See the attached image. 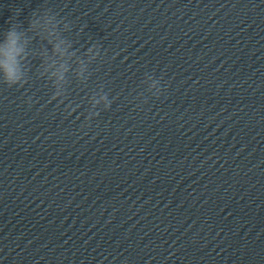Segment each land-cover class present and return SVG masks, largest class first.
Instances as JSON below:
<instances>
[{
	"label": "clouds",
	"instance_id": "obj_1",
	"mask_svg": "<svg viewBox=\"0 0 264 264\" xmlns=\"http://www.w3.org/2000/svg\"><path fill=\"white\" fill-rule=\"evenodd\" d=\"M35 13V12H34ZM45 23L53 24L56 21L55 15H48L45 18ZM37 23V19L32 15V18L28 21V28L31 29ZM10 27L4 32V44L0 46V71L3 73V81L8 87L19 86L23 87L21 83L22 73L19 68L20 55L24 52L22 46H20V37L22 24L14 20V17L9 18ZM51 34L54 35V32ZM60 43L54 45V51H60ZM63 79V76L60 77Z\"/></svg>",
	"mask_w": 264,
	"mask_h": 264
}]
</instances>
